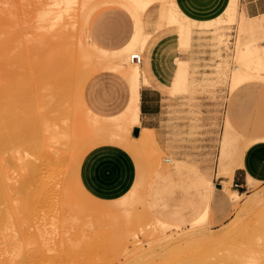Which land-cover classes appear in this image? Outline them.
<instances>
[{"label":"rangeland","instance_id":"rangeland-1","mask_svg":"<svg viewBox=\"0 0 264 264\" xmlns=\"http://www.w3.org/2000/svg\"><path fill=\"white\" fill-rule=\"evenodd\" d=\"M50 1L0 0V32L2 30L4 32L7 24H10V22L15 25L12 26L10 24L12 26L10 27L13 28V33H11L12 30L9 27L10 33L6 32L4 35L2 34L3 32L0 33V83L6 82L4 84L6 85L13 78L11 83L8 84V86H12L13 88L8 87L9 91L5 94H1L0 92L1 95H4L3 97L0 95V108L2 109V111L0 109V117L3 116L4 118L5 116L4 119L1 117L2 125L6 126L5 131H7V128L10 130V128L15 127L22 116L27 121L31 120L28 123L33 125L36 123V120L30 113L35 112L34 115L37 118L38 116L44 117H39V122L37 119L40 133L43 134V129L47 125H51L50 128L49 126L46 128L48 136H51L53 132L55 134L54 137L58 135L57 142H50V146L52 147L50 150L56 148L59 151L61 150V152L63 151L60 158H57L58 160L52 154L53 151H51L45 155L48 162L46 159V161L42 160V158L41 161H37L40 158L35 155V151H33L35 148L29 147L34 152L32 154L31 150H28L29 148L27 149L26 147L29 143H24H27L26 140H21L23 141V145H26H24L26 147V149L24 148L25 151L23 150V145L18 147L17 144V148L15 147L19 141L15 139L13 141L15 148L9 152H7L9 145L2 143V140L0 141V154L2 152V156H0L2 163L0 162V166H2L3 162L4 164L7 162L5 160L7 157L11 158L10 162L9 160L7 162L8 165L3 164L4 168H1L6 174V183L8 182L7 184L11 185L10 181H12L13 184L19 175L22 176L27 172L26 174L30 175L32 181H30L29 185L31 187L28 186V190L34 191L38 195L40 194V198L45 202L40 204V207H37L40 211L38 212L36 209L37 214L32 216L33 220L32 218L31 220L34 223L31 220V223H25V226L17 223L19 227L16 225L14 227L16 230L13 228V231H16H12L13 234H17L18 230L23 229L21 228L22 226H24L25 229L23 231L26 230L25 232H27L26 228L30 227L28 231L30 233L32 231L34 234L32 233V236L29 233V235L34 239L37 237V228L41 227V231L46 230V233L44 232L43 236L41 235L37 238L41 239V237H44L43 239H45L46 237L45 241H49L50 244L56 241L55 235L59 236L61 230L67 231L64 232V240L71 239L70 243L68 241L63 244L64 251H62L64 253L54 249L53 251L56 252H53L55 253L54 256L52 250L51 252L44 250L45 252L42 251L37 255H32L30 264H40L41 260H43L41 264H58L59 262L60 264H241L244 261L243 257L245 253L246 255L248 253L247 251L256 248L259 243H264L262 235H260L264 231V177H262L261 173L253 172L251 175L258 182L248 178V182L244 183L242 187H235L231 182L230 188L242 192L237 208L232 207L226 194V202L229 206L220 204L218 198L222 192L219 190H214L213 197L209 199V202L205 198L208 190V181L213 182L214 189H216V185L222 179V173L226 169L237 165L241 146L244 147L245 136L247 138L254 137L259 133L250 130V127L256 108L259 105L264 107V80L256 81L238 90L234 89L236 90L235 92L228 87L230 69L233 64L237 63L235 60H232L235 38H238L241 43L251 44L255 43V38L258 36L255 32L247 33L239 28L240 24L246 25L250 22V16L245 15L240 19V22L236 20L234 24L227 25V20H224L228 15V6L226 4L223 11L214 18L195 20L184 14L180 10L176 2L177 0H175L178 10L181 11L178 15L182 20L187 21V24L191 28L189 29L190 47L180 49L179 42L182 29L179 25L171 23L172 21L169 22V17L166 18L165 16V10L170 4L172 5V0H158L151 8L149 7L150 9L148 8L149 11L147 9L146 13L141 14L142 35L146 38L143 47L144 51L143 48L141 49L136 46V48L127 54L137 53L141 55L142 61L140 67L143 73L142 64L150 62L151 53L155 52L159 61V68L153 66L155 75L153 81L155 83L157 80L161 81V83L157 84V89L161 94L166 96L162 100V130L156 133L157 151L152 149L151 151L149 149L143 151L131 144V142H134L132 140L134 128L126 134V132L120 133L116 127L118 119L116 115L122 112L128 104L130 96L129 83L109 68L93 71L83 64L87 63L85 62L86 59L80 56L82 53H85L88 41L106 50L123 46L133 30L134 18L131 16V13L126 6L122 5L121 0H95L94 2L87 0V3L83 7L89 8L91 3L92 5L90 6L91 9L89 8L90 10L85 8L86 12L81 10L83 7L80 8L81 6H79L81 5V0H75L74 3H76L77 7L75 4L72 5L73 8L75 6V10L72 9V11L66 14V17L53 20V18L55 19L53 17L55 11H51L53 9H51L52 2ZM47 2L48 5H46ZM234 3L237 13L240 16L244 14V11L240 9L239 0H234ZM47 9H50L49 14L47 13L48 16L42 18L40 13L42 12L41 14L43 15V12ZM5 10L6 12L8 10L9 12L14 11V14L10 13L14 15V18L12 16L8 18L7 15L9 16V14L7 12L6 15ZM77 10L83 11L84 14H80V11L78 12ZM73 17H75V20ZM62 19L66 20V22ZM144 19H149L150 23H145L143 28ZM218 20L220 21L217 22ZM256 20L260 24H264V17L258 16ZM37 25L38 27L40 25L42 27L38 28ZM10 38H14L12 42L9 41ZM60 45L61 47H59ZM11 46L12 51L9 49ZM25 46L27 53L22 51L23 49L25 50ZM74 49L77 50L75 51ZM71 50L74 52L72 53ZM11 52L16 54H11ZM66 53H70L73 56L71 57V55H67ZM11 57H14V64L6 65ZM184 57L188 59L186 62ZM26 60L28 61L26 62ZM70 61L72 62L70 63ZM54 62H58L59 65L61 64L59 71H62V73L67 72L64 73L65 75L59 76L60 78L58 79H55V76L51 74V71L54 70L51 64ZM2 68L7 70L6 73ZM8 68L14 72H10ZM48 70H50V75ZM15 71L17 72L15 73ZM21 72H24V74ZM19 75L20 78L18 77ZM21 75H24V77ZM48 82H51V84ZM18 84L19 87L17 88ZM21 84L24 85L23 90L20 88ZM43 84L45 85L42 88ZM55 86H58L57 90ZM142 86L147 85L144 82H140L138 90ZM244 89L255 92V94L247 96ZM25 92L26 95L24 94ZM11 93L16 96L11 95ZM27 95L28 97H26ZM33 95L35 97H32ZM58 99L57 106L56 101ZM13 100L18 102L14 103ZM21 102L23 105H21ZM38 103L41 105H38ZM25 106L26 108H24ZM85 107L94 114V117H88L87 108ZM5 108L7 111L11 109L9 116H6L7 112ZM17 108L24 109L19 111ZM15 109L18 111H15ZM24 111H29L30 113L26 112V114ZM37 112L39 113L37 114ZM46 112H49L48 115ZM13 113L18 114L19 119L16 115L13 117ZM61 115L63 116L62 118ZM227 116L232 122L233 129L241 137L234 131L226 128L228 126ZM59 118L61 119L59 120ZM64 120L66 121L65 124ZM261 120H264V116H262ZM14 121H17V123ZM2 122H0V126ZM14 123L15 125H12ZM53 123H55V126ZM244 129L249 130L246 131ZM57 130L61 132L59 133ZM62 130H66V132L63 133ZM65 133L67 134L65 135ZM61 134H63V137H60ZM124 136L126 138H123ZM1 145L6 147L3 148ZM98 146L120 147L132 156L135 168L133 183L125 193L116 198L100 199L92 196L80 182V164L86 154ZM258 148H264V142L254 143L244 152L243 160L246 159L247 164L249 163L247 160L248 154ZM17 149L22 150H18L19 152H17L19 156L20 154L22 155L18 157L19 159L21 158L20 161L23 160L21 162L24 165L17 159L18 153L15 152ZM26 150L28 153H26ZM23 152L26 155L28 154L27 157L32 156L24 161L22 159L25 158ZM261 153V155L254 158L252 163H254L256 168H260V171H264V152ZM13 154L15 158L12 156ZM51 154L52 156H49ZM168 156L172 157L174 161V165L170 166L169 169L170 171H174L173 175L172 172L171 174L165 173L170 164L165 162L164 158ZM32 157L33 159L35 157L37 159L35 161L38 163L31 159ZM15 160L18 161L16 162ZM26 160L31 162L27 163ZM157 162L158 164H156ZM26 166L27 168L25 169L24 167ZM7 168L11 170L8 171ZM39 173L42 175H39ZM9 175L12 179H9ZM54 181H56L55 184H58V186L54 184ZM43 183L47 185L44 187ZM36 185L37 187H35ZM253 199H257L258 203L253 202ZM2 205L0 204V210L5 209V204ZM204 207L207 208L204 218L196 222L195 220L199 218V213H201L200 211ZM46 208L47 211H45ZM60 208L61 210H59ZM2 210L1 212H3ZM55 210L58 211L55 218L57 221L56 230L59 227L58 232H55L51 223L53 220L51 217L55 213ZM127 210L130 212L129 217L138 221V226L133 225L128 227L125 225L124 213ZM46 213H50L51 216L47 214V217L44 218ZM234 219L236 222H234ZM39 220L42 221L37 222ZM158 220L165 222L169 227H160ZM230 221L233 224L238 222V225L232 226L233 224ZM227 222L228 225L226 224ZM31 224L32 227L35 224L33 229L30 226ZM198 224H201V226L198 227ZM38 225L40 226L38 227ZM230 227H236L235 230L232 229L234 233H232L233 231H229L231 230ZM49 228L52 229L50 230ZM127 228H130L131 231L135 230L136 232L133 231V234L136 237L129 233L130 229L126 230ZM48 229L51 233H49ZM8 231L10 229L6 232L8 233ZM218 232L219 236L217 235ZM224 232H226L227 238L223 237L221 240L224 242L222 243L220 242V237L224 236ZM221 233L223 234L221 235ZM49 234L52 236L50 235L49 237ZM125 234H129L130 236H127V238ZM199 237L202 240L205 238V240L201 242ZM194 239H198V241L195 240L196 242L193 241V243L191 240ZM206 240L208 242H205ZM215 240L220 244L213 242ZM185 243L190 246L192 243L191 248ZM30 246V248L34 246L36 248V245L34 244L33 246V243ZM262 250H264V247H262ZM32 251L31 253L36 250ZM68 251L72 253L70 254ZM42 253L43 255H40ZM59 254L62 257L61 261ZM72 257L75 259H71ZM47 260L49 261L47 262ZM58 260L59 262H57ZM32 261L33 263H31Z\"/></svg>","mask_w":264,"mask_h":264},{"label":"bare ground","instance_id":"bare-ground-1","mask_svg":"<svg viewBox=\"0 0 264 264\" xmlns=\"http://www.w3.org/2000/svg\"><path fill=\"white\" fill-rule=\"evenodd\" d=\"M39 1V0H38ZM44 1V0H43ZM87 0H81L80 1V3H81V5H79V6H81L80 8H82L83 6H85V4L87 3L86 2ZM91 2H94L95 0H90ZM156 1H158V0H121L120 2L122 3V5H124V6H126V8L129 10V12L131 13V16L134 18V23H135V29H134V33H133V35H132V37H130V40H129V42L127 43V44H125L123 47H121V48H119V49H115V50H106V49H102V48H99V47H97L96 45H94V44H92V43H88V47L87 48H85V53H82L80 56L81 57H83V58H85L86 59V61L85 62H87V63H83L84 65H86V66H88L89 68H91L93 71H95L96 69H102V68H109V69H111V71H113L114 73H116V74H118L119 76H121L122 78H124V79H126L127 80V82L129 83V86H130V96H129V100H128V104H127V106H126V108L122 111V112H120V113H118L116 116H118V119H117V123H116V127L118 128V131L120 132V133H124V132H126V134H128L130 131H131V129L132 128H135L136 126H139L140 125V109H139V102H140V94H139V90H138V84L140 83V82H144L147 86H149V83H148V81H147V79H146V77L144 76V74L142 73V71H141V67H140V63L138 64V63H135V62H132L131 61V55H132V53L131 54H127L128 52H131V50L132 49H134V48H136V46L137 47H139V48H143L144 47V42L146 41V38L142 35V18H141V14L142 13H144L149 7H151ZM229 1L230 0H228V2H227V10H228V15H227V17L226 18H224V20L226 19L227 20V25H232V24H234V22L237 20V22H240V19L242 18V17H244L245 15L247 16V14H246V12L244 11V14H241V16H240V14H238L237 13V10H235V3H234V0H231V2L229 3ZM49 2V1H48ZM48 2L46 3V5H48ZM50 2H52V5H51V3H50V5L53 7H51V9H53V10H51V11H55L53 14L55 15H53V17H55V19L53 18V20H57V19H61V18H63L64 16L66 17V14L67 13H69L70 11H72V9L73 10H75L74 8H75V6L77 7V5H76V3H74L75 2V0H51ZM77 2V1H76ZM96 2H98V1H96ZM100 3V2H99ZM75 4V6H74V8H73V6L72 5H74ZM126 4V5H125ZM45 5V4H44ZM91 5H92V3H91ZM90 5V6H91ZM121 5V4H120ZM78 6V7H79ZM90 6H89V8H90ZM123 6V7H124ZM46 8V7H45ZM50 8V7H49ZM85 8H88V7H85ZM85 8L83 7L81 10H83L84 12H86L85 11ZM88 8V9H89ZM32 9V8H31ZM91 9V8H90ZM89 9V10H90ZM33 10V9H32ZM50 10V9H49ZM49 10L47 9L45 12H43V15L40 13V15L42 16V18H44V16H48V14H49ZM81 10H79L80 11V14H84L83 13V11H81ZM87 10V9H86ZM11 11V10H10ZM38 11V10H37ZM36 11V12H37ZM78 11V10H77ZM78 11V12H79ZM5 12H6V10H5ZM7 12H8V14H9V16L7 15ZM6 12V15H7V17L9 18V17H13L14 18V11H12V12H9V10ZM25 12V11H24ZM33 12V11H32ZM77 12V13H78ZM177 12H178V8H177V6H176V3H175V0H172V5L170 4L169 5V7L165 10V16H166V18L167 17H169L168 19H170V21L169 22H171V23H174V24H176V25H179L180 26V28L182 29V33H181V37H180V42H179V44H180V46H179V48L180 49H187V48H189L190 47V41H189V28L188 27H186L185 26V24H183L182 22H181V20L179 19V17H178V15H177ZM10 13H13L12 15L10 14ZM48 13V14H47ZM75 13V12H74ZM47 14V15H46ZM50 14H52V12H50ZM27 15H29V14H27ZM73 15H75V14H73ZM49 16H51V15H49ZM70 16V15H69ZM258 16H261V17H264V14H260V15H256V16H250L249 17V23L248 24H246V25H239V28H241V29H243V31L244 32H247V33H251V32H255L256 34H258V36L255 38L256 39V41H255V43H251V44H247V43H241L240 42V40L237 38H235V42H234V47H233V54H232V60H235L237 63L236 64H233L232 65V68L230 69V74H229V80H228V87L231 89V90H234V89H237V88H239L240 86H243V85H245V84H248V83H254V82H256V81H259V80H264V24H260V22H258L256 19H257V17ZM29 17H31V16H29ZM36 17H37V15H36ZM39 17V16H38ZM52 17V16H51ZM18 18V17H17ZM32 18H33V15H32ZM40 18V17H39ZM72 18V17H71ZM81 18H82V15H81ZM16 19V18H15ZM49 19V18H48ZM73 19L75 20V17H73ZM10 20V19H9ZM42 20V19H41ZM63 20V19H62ZM61 20V21H62ZM74 20H73V22H74ZM80 20V19H79ZM11 21V20H10ZM9 21V22H10ZM19 21V20H18ZM18 21H16V22H18ZM23 21V20H22ZM31 21H32V19H31ZM44 21V20H43ZM51 21V20H50ZM61 21H59V22H61ZM63 21H65L66 22V20H63ZM14 22V21H13ZM34 22V21H33ZM38 22V21H37ZM57 22V21H56ZM52 23V22H51ZM76 23V22H75ZM81 23V22H80ZM10 24L12 25V26H15V25H13L14 23H12V22H10ZM9 23L7 24V27H6V30L3 32V30H2V32H0V33H2L3 35L4 34H6V32L7 33H10V31H11V33H13V28H11L12 26L10 25ZM53 24V23H52ZM55 24V23H54ZM59 24V23H58ZM82 24H83V22H82ZM11 26V27H10ZM22 26V25H21ZM73 26H75V25H73ZM85 26V25H84ZM8 27H9V29L11 28V30H8ZM37 27H38V25H37ZM42 26L40 25V27H38V28H41ZM70 27V26H69ZM20 28V27H19ZM58 28V27H57ZM75 28V27H74ZM54 29H55V27H54ZM65 29V28H64ZM25 30V29H24ZM70 30V29H69ZM72 30H73V28H72ZM76 30V29H75ZM18 31H20L19 29H18ZM30 31V30H29ZM74 31V30H73ZM33 32V31H32ZM63 32V31H62ZM71 32V31H70ZM14 33H16V32H14ZM22 34H23V32H21ZM51 33V32H50ZM58 35V34H57ZM64 35V34H63ZM36 36V35H35ZM45 36V35H44ZM48 36H50L49 34H48ZM69 37V36H68ZM23 38V37H22ZM27 38V37H26ZM14 38H10L9 39V41L10 42H12V40H13ZM29 39H31V38H29ZM56 39V38H55ZM54 39V40H55ZM21 40V39H20ZM52 40V39H51ZM63 40V39H62ZM70 40V39H69ZM72 40H73V37H72ZM8 41V42H9ZM18 42V41H17ZM22 42H24L23 40H22ZM55 42H57V41H55ZM59 42V41H58ZM25 43V42H24ZM31 43V42H30ZM42 43H44V42H42ZM14 44V43H13ZM16 44V43H15ZM32 44V43H31ZM64 44V43H63ZM11 45V44H10ZM17 45V44H16ZM35 45V44H34ZM62 45V44H61ZM61 45L59 46V47H61ZM20 46H21V44H20ZM33 46V45H32ZM83 46V45H82ZM19 47V46H18ZM37 47H39V46H37ZM22 48V47H21ZM25 48V50L23 49L22 51L23 52H26L27 50V48H26V46L24 47ZM80 48H81V45H80ZM9 49H11V51H12V46L9 48ZM15 49V48H14ZM72 49V48H71ZM18 50H19V48H18ZM75 50V49H74ZM77 50V49H76ZM75 50V51H76ZM16 51V50H15ZM72 51V53L74 52L73 50H71ZM82 51V50H81ZM21 52V51H20ZM69 52V51H68ZM12 53H14V52H11V54ZM19 53V52H18ZM27 53V52H26ZM31 53V52H30ZM33 53V52H32ZM14 54H16V53H14ZM59 54V53H58ZM67 54V53H66ZM69 55H71L70 53H68ZM67 54V55H68ZM135 54V53H134ZM34 55V54H33ZM140 55V54H139ZM13 56V55H12ZM73 55H71V57H72ZM79 56V57H80ZM141 56V55H140ZM188 56V55H187ZM32 57V56H31ZM34 57V56H33ZM58 57H59V55H58ZM57 57V58H58ZM76 57V56H75ZM80 57V58H81ZM14 57H11L10 58V61L8 62V63H6V65L8 64V65H12V63L14 62V59H13ZM18 58V57H17ZM21 58V57H20ZM24 58H25V56H24ZM35 58V57H34ZM66 58V57H65ZM70 58V57H69ZM36 59V58H35ZM67 59V58H66ZM82 59V58H81ZM184 59H185V62L188 60L187 58H185L184 57ZM31 60V59H30ZM32 60H33V58H32ZM68 60V59H67ZM77 60V59H76ZM28 60H26V62H27ZM72 61H73V59H72ZM72 61H70V63L72 62ZM18 62V61H17ZM32 62V61H31ZM46 62V61H45ZM74 62V61H73ZM22 63V62H21ZM34 63V62H33ZM14 64V63H13ZM42 64H43V62H42ZM17 65V64H16ZM25 65H26V63H25ZM50 65V64H49ZM52 65V67H54L53 69L54 70H52L51 71V74L53 75V76H55L54 78L55 79H58V78H60L61 77V75H65L64 73H67V72H64V73H62V71H59V69H60V65H59V63L57 62H54V63H52L51 64ZM50 65V66H51ZM65 65H67L66 63H65ZM76 65V64H75ZM83 65V66H84ZM10 67V66H9ZM13 67V66H12ZM17 67V66H16ZM70 67H71V65H70ZM73 67V66H72ZM82 67V66H81ZM1 68V67H0ZM26 68V67H25ZM33 68V67H32ZM38 68V67H37ZM48 68V67H47ZM84 68V67H83ZM9 69V71H10V68H8ZM17 69H18V67H17ZM16 69V70H17ZM20 69H21V67H20ZM49 69H51V68H49ZM2 70H4L5 71V73H6V71L7 70H5V68H2ZM24 70V69H23ZM22 70V71H23ZM27 70V69H26ZM31 70V69H30ZM35 70V69H34ZM33 70V71H34ZM106 70H108V69H106ZM18 71V70H17ZM17 71H15V73L17 72ZM49 71V75H50V70H48ZM67 71H69V70H67ZM10 72H14V71H10ZM25 73H26V71H24ZM24 72H21V73H23L24 74ZM4 73V74H5ZM8 73V72H7ZM14 73V74H15ZM33 73V72H32ZM31 73V74H32ZM36 73V72H35ZM45 73V72H44ZM47 74V73H46ZM8 75V74H7ZM28 75H30L29 73H28ZM43 75V74H42ZM70 75V74H69ZM21 76H23L24 77V75H21ZM26 76H27V74H26ZM31 76V75H30ZM37 76V75H36ZM40 76H41V73H40ZM52 76V77H53ZM60 76V77H59ZM71 76V75H70ZM70 76H69V78H70ZM0 77H1V75H0ZM7 77V76H6ZM13 77V76H12ZM16 77V76H15ZM19 78H20V75L18 76ZM18 78V79H19ZM22 78V77H21ZM36 78V77H35ZM72 78V77H71ZM13 79V78H12ZM11 79V80H12ZM28 79V78H27ZM37 79V78H36ZM41 79V78H40ZM9 80V79H8ZM7 80V81H8ZM11 80H9V83L8 84H10L11 83ZM39 80V79H38ZM37 80V81H38ZM45 80V79H44ZM21 81V80H20ZM23 81H25V80H23ZM33 81V80H32ZM36 81V82H37ZM47 81V80H46ZM26 82V81H25ZM25 82H23L24 84H26ZM30 82V81H29ZM36 82H34V83H36ZM39 82V81H38ZM83 82V81H82ZM6 83V82H5ZM5 83H0L1 85H0V92H1V94L2 93H7L9 90H8V87H12V86H8V84H6V85H4ZM33 83V82H32ZM49 83V82H48ZM56 83V82H55ZM54 83V84H55ZM4 86H3V85ZM20 84V83H19ZM19 84H18V86H17V88L19 87ZM46 84V83H45ZM45 84H43L42 85V88L44 87V85ZM49 84H51V82L49 83ZM16 85H17V83H16ZM22 85V84H21ZM20 85V88H22L21 90H23L24 89V85H22L21 86ZM26 85H28V84H26ZM31 85V84H30ZM46 85H48V84H46ZM2 86V87H1ZM37 86V85H36ZM30 87V86H29ZM41 87V86H40ZM52 87V86H51ZM56 87V86H55ZM58 87V86H57ZM57 87H56V90H57ZM13 88V87H12ZM14 88H15V86H14ZM17 88H15V89H17ZM19 88V89H20ZM35 88V87H34ZM45 88H47V87H45ZM10 89V88H9ZM31 89V88H30ZM41 89V88H40ZM27 90V89H26ZM50 90V89H49ZM55 90V89H54ZM12 91H14V90H12ZM18 91H20V90H18ZM25 91V90H24ZM28 91V90H27ZM26 91V92H27ZM15 92V91H14ZM23 92V91H22ZM26 92L24 93L25 95H26ZM34 92V91H33ZM38 92V91H37ZM41 92V91H40ZM46 92V91H45ZM58 92V91H57ZM10 93V92H9ZM17 93V92H16ZM59 93V92H58ZM0 94V95H1ZM19 94V93H18ZM39 94V93H38ZM37 94V95H38ZM61 94V93H60ZM11 95H13L12 93H11ZM10 94H9V96H11ZM31 95V94H30ZM35 95V94H34ZM32 96V97H35V96ZM4 95H1V97H3ZM13 96H16V95H13ZM13 96H12V98H13ZM49 96H51V95H49ZM53 96V95H52ZM58 96H59V94H58ZM82 96V95H81ZM26 97H28V95L26 96ZM8 98V97H7ZM11 98V99H12ZM19 98V97H18ZM46 98V97H45ZM49 98V97H48ZM59 98V97H58ZM6 99V98H5ZM11 99H10V101H11ZM20 99V98H19ZM25 99V98H24ZM35 99H37V98H35ZM51 99V98H50ZM60 99V98H59ZM59 99L56 101V103L59 101ZM2 100V99H1ZM8 100V99H7ZM21 100V99H20ZM49 100V99H48ZM5 101V100H4ZM9 101V100H8ZM7 101V102H8ZM14 101V100H13ZM36 101V100H35ZM44 101V100H43ZM47 101V100H46ZM61 101V100H60ZM3 102V101H2ZM1 102V103H2ZM15 102H18V101H14V103ZM23 102V101H22ZM21 102V105H23V103ZM4 103H6V102H4ZM9 103V102H8ZM10 103H13V102H10ZM26 103V102H25ZM47 103H48V101H47ZM55 103V102H54ZM53 103V104H54ZM60 103V102H59ZM27 104V103H26ZM26 104H24V105H26ZM29 104V103H28ZM31 104H32V102H31ZM35 104V103H34ZM12 105V104H11ZM17 105V104H16ZM38 105H41L40 103H38ZM57 106H58V103L56 104ZM84 105V104H83ZM3 106H5V105H3ZM18 106H20V105H18ZM17 106V107H18ZM27 106V105H26ZM26 106L24 107V108H26ZM32 106V105H31ZM52 106V105H51ZM85 106V105H84ZM6 107H7V105H6ZM10 107V106H9ZM12 107V106H11ZM21 107V106H20ZM30 107V106H29ZM54 107V106H53ZM8 108V107H7ZM13 108H14V106H13ZM24 108H21V109H19V108H17V109H19V111H21L22 109H24ZM31 108V107H30ZM34 108H35V106H34ZM57 108V107H56ZM85 108H87V107H85ZM1 109V108H0ZM6 109V108H5ZM4 109V110H5ZM17 109H15V111L17 110ZM29 109V108H28ZM3 110V111H4ZM32 110V109H31ZM38 110V109H37ZM43 110V109H42ZM45 110V109H44ZM54 110V109H53ZM57 110V109H56ZM1 111H2V109H1ZM11 111V109L9 110L8 109V111H7V109H6V116H9V114L11 113L10 112ZM18 111V110H17ZM36 111V110H35ZM39 111V110H38ZM55 111V110H54ZM10 112V113H9ZM13 112V111H12ZM25 112V111H24ZM26 112H29V111H26ZM25 112V113H26ZM41 112V111H40ZM1 113V112H0ZM4 113V112H3ZM30 113V112H29ZM33 113V114H32ZM34 113L35 112H31L30 114L31 115H33L34 117V119L36 120V123L35 124H33V125H31L30 123H28V122H30L31 120H29V121H27L26 119H25V117L24 116H22V117H20L21 119H20V121H18V123H17V121L15 122V123H17L16 125H15V123L14 124H12V125H15V127H12V128H10V130L7 128V131H5V128H6V126L4 127V125H2L3 124V122H2V118H3V116H1L0 117V122H2L1 123V126H2V128H0V141L2 142V143H4V144H6V145H9V147L7 148V152H9L10 150H13V148H17V144H18V147H21L22 145H23V141H21V140H26L27 141V143L26 142H24L25 144H28L29 143V145L28 146H26L25 144V146L27 147V149L29 148V147H34L35 148V150H33V151H35V155L38 157V158H40V159H35V157H34V159H33V157L31 158V159H33L34 161L35 160H37V161H41V158H42V160H47V158H45V155L47 154V152L49 153V152H51V151H53L52 152V154L54 155V157H56V159L58 158H60V155H61V153L63 152H61V150L59 151L58 149H56V148H53V149H51L50 150V148H52L51 146H50V142H57V137H58V135H56V137H54V132H53V136L51 135V136H48V134H47V129L46 128H48V126L49 125H47V127H45L44 129H43V134H41L40 133V129H39V125L37 124V119L40 117V116H38V118L36 117V115H34ZM39 112H37V114H38ZM47 113V112H46ZM49 113V112H48ZM48 113H47V115H48ZM87 115H88V117H92L94 114L87 108ZM5 114V113H4ZM27 114V113H26ZM1 115H3V114H1ZM12 115V114H11ZM14 115H16V113L14 114L13 113V117H15ZM18 115V114H17ZM16 115V117H18ZM29 115V114H28ZM44 115V114H43ZM59 115H60V113H59ZM20 116V115H19ZM42 116V115H41ZM63 116L61 115V118H62ZM94 117V116H93ZM4 118H5V116H4ZM3 118V119H4ZM6 118H8V117H6ZM26 118H28V117H26ZM40 118H44V117H40ZM45 118H47V117H45ZM61 118H59V120L61 119ZM10 119H11V117H10ZM18 119H19V117H18ZM8 120V119H7ZM7 120H6V122H7ZM42 120V119H41ZM9 121V120H8ZM40 120L38 119V122H39ZM44 121V120H43ZM5 121H4V123H6ZM12 122V121H11ZM42 122V121H41ZM48 122V121H47ZM65 120H64V124H65ZM68 122V121H67ZM227 122H228V120H227ZM8 123V122H7ZM7 123H6V125H7ZM32 123V122H31ZM45 123V122H44ZM9 124V123H8ZM47 124V123H46ZM54 124V126H55V123H53ZM228 124H229V122H228ZM37 127H36V126ZM67 125H68V123H67ZM67 125H65V126H67ZM0 126V127H1ZM8 126H10V125H8ZM7 126V127H8ZM44 126V125H43ZM51 126V125H50ZM50 126H49V128H50ZM58 126V125H57ZM11 127V126H10ZM52 128V127H51ZM57 128V127H56ZM60 129V128H59ZM52 130V129H51ZM51 130H49V131H51ZM59 133L61 132L60 130H57ZM52 132V131H51ZM62 132L64 133V132H66V130L65 131H63L62 130ZM139 134L137 135V136H133L132 137V140H134V142H131V144L132 145H134V147H136V148H138V149H141V150H145V149H149L150 151H151V149L152 150H155V151H157V148H158V143H157V140H156V138H155V133H154V130L153 129H150V128H146V127H142L141 129H140V132H138ZM57 134V133H56ZM67 133H65V135H66ZM60 137H63V134H61V136ZM2 138V139H1ZM123 138H126V136H124ZM15 139H17V140H19L17 143H16V145H15V143L13 142V141H15ZM59 139V138H58ZM256 140L258 141V140H264V137H259V138H257V137H255V138H245L244 139V149H246V148H248L252 143H254V142H256ZM1 143V144H2ZM15 145V147H14V145ZM24 145H23V150H24V148L26 149V147H24ZM1 146H3V145H1ZM4 147H6V146H3V148ZM6 149V148H5ZM19 149H21V148H19ZM19 149H17L15 152L16 153H18L19 151H22V150H19ZM32 149V148H31ZM30 148L28 149V150H31ZM2 150V149H1ZM19 150V151H18ZM148 150V151H149ZM18 151V152H17ZM25 151V150H24ZM32 150H31V152H32V154H34V152H33ZM148 151H146V152H148ZM4 152V151H3ZM22 153V152H21ZM24 154H25V152H23ZM26 153H28L27 152V150H26ZM1 154H2V152H1ZM0 154V156H2ZM52 154L51 155H49V156H52ZM149 154V153H148ZM4 155H7V154H4ZM16 155V154H15ZM28 155V154H27ZM27 155L25 154V158H22V159H24V161H25V159H27V158H30L31 156H28L27 157ZM10 156V155H9ZM12 156H14V154L12 155ZM19 156V153H18V155H17V157ZM20 156H22L21 154H20ZM19 156V157H20ZM34 156V155H33ZM151 156V155H150ZM149 156V157H150ZM4 158H5V156H3ZM19 157L17 158L19 161H20V159H19ZM47 157V156H46ZM13 158V157H12ZM14 158H15V156H14ZM50 158V157H49ZM154 158V157H153ZM1 159V158H0ZM3 159V158H2ZM11 159V158H10ZM10 159H9V157H7L5 160H7V162H8V160H9V162H10ZM53 159V158H52ZM57 159V160H58ZM156 159V158H155ZM155 159H153V160H155ZM17 160V161H18ZM45 160V161H46ZM49 160H51V159H49ZM55 160V159H54ZM3 161V160H2ZM16 161V160H15ZM16 161V162H17ZM21 161H23V160H21ZM20 161V162H21ZM33 161V162H34ZM37 161H35V162H37ZM157 161V160H156ZM164 161L165 162H168L170 165H169V168H167L166 169V171H165V173H167V174H171V172H172V175L174 174V171H170L169 169H170V166H173L174 165V161H173V159H172V157H170V156H168V157H165L164 158ZM0 162H1V160H0ZM7 162H5V164L6 165H8V163ZM14 162V161H13ZM26 162L28 163L29 161H27L26 160ZM25 162V163H26ZM31 162V161H30ZM29 162V163H30ZM47 162H48V160H47ZM46 162V163H47ZM51 162V161H50ZM2 163V162H1ZM38 163V162H37ZM153 163V162H152ZM3 164H4V162H3ZM3 164H1L2 166H0V204L2 205V204H5V209L3 208V212H1V210H0V239L2 238V240H0V264H30V259H31V257H32V255L34 256V255H37V254H39L40 252H42V251H44V250H46V252L49 250L50 252H51V250H52V253L53 252H55V251H53L54 249L56 250L57 249V251L58 250H60L62 253H64L63 251H64V246H63V244H65L66 242H68L69 241V243H70V240L71 239H67V241L66 240H64V232H67V231H63V230H61L60 231V233H59V236H57V235H55V233H54V235L56 236V241L54 242V243H52V244H50L49 243V241H45V239H46V237H45V239H43L42 237H41V239L39 238H37L38 236L40 237L44 232L46 233V230L45 231H41V227L40 228H37V231H36V235H37V237L36 238H32V236H33V232L31 231V233L28 231V228H30V227H28V228H26L27 229V232H25V231H23L25 228H24V226H25V223H31L30 222V220H31V218H32V216H34L35 214H37L36 213V209H37V207L40 205V204H42V203H45L44 201H43V199L42 198H40V194L38 195L36 192H34V191H30V190H28V186H30L29 184H30V181H31V177H30V175L28 176L26 173L27 172H25L22 176H20L19 174V177L17 178V180H16V182H14L13 184H12V181H10V184L11 185H9V184H7L6 183V181H5V178H6V174L4 173V170L3 169H1V168H4V165ZM14 164V163H13ZM21 164H23L22 162H21ZM43 164V163H42ZM156 164H158V162L156 163ZM24 165V164H23ZM41 165V164H40ZM10 166H12V165H10ZM27 166H31V165H27ZM27 166L26 167H24L25 169L27 168ZM44 166V165H43ZM14 167V166H13ZM11 169H13L12 167H10ZM6 169V168H5ZM10 169V170H11ZM32 169V168H31ZM44 169H46V168H44ZM7 170L8 171H10L8 168H7ZM18 170H20V169H18ZM18 170H15V171H18ZM35 170H36V168H35ZM21 171V170H20ZM26 171V170H25ZM32 171H33V169H32ZM45 171V170H44ZM6 172V171H5ZM14 172V171H13ZM24 172V171H23ZM22 172V173H23ZM35 172V171H34ZM41 172H42V170H41ZM36 173V172H35ZM35 173H34V175H35ZM44 173V172H43ZM46 173V172H45ZM5 174V175H4ZM14 174V173H13ZM17 174V173H16ZM37 174V173H36ZM41 173H39V175H40ZM17 175V176H18ZM42 175V174H41ZM11 176H13L12 174H11ZM14 176H15V174H14ZM44 176V175H43ZM222 179H221V185H222V188L223 189H225L226 191H227V193H228V195H229V198L231 199V201H232V207L233 208H237L238 207V201H239V199H240V196H241V193H239V192H236V191H231L230 190V188H229V182H230V180H231V177H232V173L231 172H225V173H223L222 175ZM39 177V176H38ZM50 177V176H49ZM54 177V176H53ZM11 177H10V175H9V179H10ZM12 179V178H11ZM14 179H15V177H14ZM53 179H55V178H53ZM57 179H59L58 177H57ZM35 180V179H34ZM45 180V179H44ZM43 181V180H42ZM32 182V181H31ZM43 182H45V181H43ZM206 182V181H205ZM56 183V181H54V184ZM36 184V183H35ZM50 185H51V183H49ZM43 185H44V187L47 185H45V183H43ZM56 185V184H55ZM56 186H58V184L56 185ZM217 186V188H220V186H219V184H217L216 185ZM31 187V186H30ZM33 187V186H32ZM35 187H37V185L35 186ZM48 187V186H47ZM212 187H213V182H211L210 180L208 181V190H207V194H206V198H205V200H208V202H209V199H210V196H211V191H212ZM52 188V187H51ZM30 189V188H29ZM37 189V188H36ZM58 190H59V188H57ZM31 190H33V189H31ZM36 191V190H35ZM41 193V192H40ZM43 193V192H42ZM42 199V200H41ZM45 199V198H44ZM48 201V200H47ZM253 202H256V203H258L257 201V199H253L252 200ZM206 203H207V201H206ZM47 204V203H46ZM50 204V203H49ZM52 204V203H51ZM60 204H61V202H60ZM208 204V203H207ZM3 206V205H2ZM50 206V205H49ZM51 206H53V205H51ZM55 206V205H54ZM1 207V206H0ZM40 207V206H39ZM45 207V206H44ZM61 207H62V204H61ZM207 207H208V205H207ZM41 208H43L42 206H41ZM48 208V207H47ZM47 208H46V210L45 211H47ZM206 207H204L203 208V210L202 211H200L201 213H199V218H197V220H195L196 222H198V220L200 221V220H202L203 218H204V216H205V213H206ZM38 210V209H37ZM43 210H44V208H43ZM58 210V209H57ZM57 210H55V213L53 214L52 212V219H50V220H52V228H54V230H55V232H58L59 231V227H58V230H56V227H57V221H56V216H57ZM59 210H61V208L59 209ZM235 210V209H234ZM40 211V209L38 210V212ZM48 212H49V210H48ZM209 212V211H208ZM40 213H42V212H40ZM129 211L127 210L125 213H124V223H125V225L126 226H133V225H136V226H138L137 225V223H138V221L137 220H133L132 218H130L129 217ZM44 214V213H43ZM47 214L48 213H46V216L44 215V218L45 217H47ZM50 214V213H49ZM48 214V215H49ZM40 215V214H39ZM50 216H51V214H50ZM209 216V215H208ZM207 216V217H208ZM37 217V216H36ZM39 217V216H38ZM198 217V216H197ZM50 218V217H49ZM35 219V218H34ZM37 219V218H36ZM43 219V218H42ZM195 219V218H194ZM207 219V218H206ZM237 219V218H236ZM32 220H33V218H32ZM31 220V221H32ZM49 220V219H48ZM47 220V221H48ZM64 220V219H63ZM238 220V219H237ZM40 221H42V220H39V221H37V222H40ZM60 221H61V218H60ZM45 222H46V219H45ZM193 222V221H192ZM191 222V223H192ZM234 222H236V220L234 219ZM17 223H20L19 225H21V224H23L24 226H22L21 228H23V229H21V230H18L17 231V234H13V232H16V231H13L14 229L16 230V228H14V227H16V225H17ZM32 223H34V221H32ZM48 223V222H47ZM59 223V222H58ZM200 223V222H199ZM230 223H231V221H230ZM169 224V223H168ZM193 224V223H192ZM227 225H228V222L226 223ZM231 224H233V223H231ZM230 224V225H231ZM236 224V225H235ZM35 225V224H34ZM34 225H33V227H34ZM49 225H51V224H49ZM53 225H54V227H53ZM158 225L160 226V227H162V228H165V227H169V225H166V223L165 222H163V221H160V220H158ZM194 225V224H193ZM237 226L238 225V222L237 223H234L232 226ZM2 226H4V227H2ZM31 227H32V224L30 225ZM40 225H38V227H39ZM44 226H45V224H44ZM43 226V227H44ZM59 226V225H58ZM192 226V225H191ZM196 226V225H195ZM194 226V227H195ZM199 226H201V224L199 225L198 224V227ZM2 227V228H1ZM17 227H19L18 225H17ZM33 227H32V229H33ZM42 227V228H43ZM49 227V226H48ZM193 227V226H192ZM223 227V226H222ZM221 227V228H222ZM14 228V229H13ZM46 228V227H45ZM44 228V229H45ZM51 228V229H52ZM142 228V227H141ZM141 228H139V229H141ZM227 228H229V227H227ZM231 228V230H229V229H226V230H229V231H233V230H235L236 229V227L235 228H232V227H230ZM8 229H10V231H8V233L6 232ZM18 229V228H17ZM43 229V230H44ZM47 229V228H46ZM50 229V228H49ZM48 229V230H49ZM50 229V230H51ZM130 228H127L126 230H129ZM218 229V228H217ZM233 229V230H232ZM34 230H35V228H34ZM47 230V231H48ZM49 230V233H51V231ZM126 230H125V232H126ZM13 231V232H12ZM133 231H135V230H133ZM133 231H131V229H130V232L129 233H131V234H133L134 232ZM223 231V230H222ZM221 231V232H222ZM5 232V233H4ZM124 232V233H125ZM136 232V231H135ZM29 233L30 234H32V236L31 235H29ZM225 234H224V236L222 235L223 233H221V237H220V242H224V241H222L221 239H223V237H226V232H224ZM227 233H231V232H227ZM232 233H234V231L232 232ZM50 235L51 234H49V237H50ZM210 235V234H209ZM218 236H219V232H218V234H217ZM260 235H262V241H264V231H262V234H260ZM2 236V237H1ZM43 236V235H42ZM52 236V235H51ZM54 236V237H55ZM127 236H130L129 234H125V237H127ZM133 236H135L134 234H133ZM211 236V235H210ZM209 236V237H210ZM35 237V236H34ZM57 237H58V239H57ZM136 237V236H135ZM214 237V236H213ZM128 238V237H127ZM200 238V240H201V242L202 241H204L205 240V238H204V240H202L201 239V237H199ZM227 238V237H226ZM130 239V238H129ZM211 240H213L212 238H210ZM50 240V239H49ZM75 240V239H74ZM196 239H194V240H191L192 242L193 241H195ZM208 240V239H207ZM205 241V242H208V241ZM51 241H53L52 239H51ZM190 241V242H191ZM196 241H198V239L196 240ZM195 241V242H196ZM64 242V243H63ZM211 242V241H210ZM213 242H216V240L215 241H213ZM32 243H33V246H34V244L36 245V248H35V246L33 247V248H30L31 246L30 245H32ZM55 243H56V245H55ZM194 243V242H193ZM217 244L219 243V242H216ZM221 243V244H222ZM185 244H187V243H185ZM203 244V243H202ZM220 244V243H219ZM210 245H212V244H210ZM185 247H186V245H184ZM187 246L188 247H190L191 248V246H192V243H191V246L190 245H188L187 244ZM262 247H264V243H259L258 245H257V247L256 248H253V249H251V250H249V251H247L248 253H247V255H246V253H245V255H244V261H242V263L241 264H262V262H264V250H262ZM29 248H30V250L32 251H34V249L36 250L35 252H33V253H31V251L29 250ZM177 248V247H176ZM176 248H175V250H176ZM198 248V247H197ZM205 248V247H204ZM192 249H193V247H192ZM249 249V248H248ZM63 250V251H62ZM45 252V251H44ZM49 252V253H50ZM61 252H59V253H61ZM69 253H70V251H68ZM49 253H47V254H49ZM56 253V252H55ZM55 253H53L54 254V256H55ZM72 253V252H71ZM70 253V254H71ZM52 254V255H53ZM68 254V253H67ZM69 254V255H70ZM242 254V253H241ZM40 255H43V253L42 254H40ZM61 255H63V254H61ZM66 255V254H65ZM73 255V254H72ZM75 255H76V253H75ZM71 256V255H70ZM38 257H40V256H38ZM38 257H37V259H38ZM44 257V256H43ZM50 257V256H49ZM59 257H60V261H61V256H60V254H59ZM67 257H69V256H67ZM76 257V256H75ZM48 258V257H47ZM52 258H54V257H52ZM243 258H242V260H243ZM33 259H34V257H33ZM58 259V258H57ZM71 259H75V258H71ZM70 259V260H71ZM202 259V258H201ZM36 260V259H35ZM40 260V259H39ZM50 260H51V258H50ZM54 260H55V258H54ZM42 262H43V260H41ZM49 260H47V262H48ZM72 261V260H71ZM197 261V260H196ZM41 262V263H42ZM51 262V261H50ZM52 262H55V261H52ZM57 262H59V260L57 261ZM187 262H188V260H187ZM201 262H202V260H201ZM31 263H33V261L31 262ZM40 263V264H41ZM45 263H46V261H45ZM33 264H36V263H33ZM51 264V263H50ZM58 264H60V262L58 263ZM239 264V263H238Z\"/></svg>","mask_w":264,"mask_h":264},{"label":"crops","instance_id":"crops-1","mask_svg":"<svg viewBox=\"0 0 264 264\" xmlns=\"http://www.w3.org/2000/svg\"><path fill=\"white\" fill-rule=\"evenodd\" d=\"M176 2L180 10H182V12L186 14L188 17L195 20H209L211 18H214L223 11L228 0H177ZM239 5H240V9L245 11L248 16H256V15L264 14V0H239ZM149 9L147 11H149ZM179 12L181 11L178 10L177 15L179 14ZM178 17L181 20V22L185 24L186 27L191 29L187 24V21L182 20L179 15ZM219 21L220 20H218L217 22ZM145 23L149 24L150 20L149 19L143 20V28ZM134 29H135V23L133 25V30L131 32V35L129 36L127 41L123 44V46L129 42L130 37H132L134 33ZM88 43H92V42L88 41ZM151 54L152 56L150 62H145L142 64L144 69L143 74L146 77L149 86H142L141 89L139 90L140 125L136 126L135 128H137L138 132H140V129L142 127L153 129L156 138L157 135L156 133L162 130V100L163 98H166V96L161 94V92L157 89L158 88L157 84L161 83V81L157 80L158 82L156 81V83L153 81V77L155 76L153 71V66L155 68H159V61L154 51ZM249 84L252 83H248L243 86ZM243 86H240L239 88ZM239 88H237L236 90H238ZM236 90H234L233 92H235ZM244 90L246 91L247 96L255 94V92L249 91L247 89ZM259 106L255 110L254 118L251 122V127H250L251 128L250 130L259 133H257L258 134L257 136L249 137V138L264 136V125H262V123H264V120L260 121L262 116H264V107H262V105ZM227 120L229 124L228 126H226V128L228 130L234 131L238 136H240V134L233 129L232 122L229 117L227 118ZM245 138L247 137L245 136ZM257 142H264V140H258L254 143ZM248 148L244 149V147L241 146L237 165L235 167L228 168L223 172V173L225 172L232 173L229 186L232 182L233 186L242 187L244 183L248 182V178H251L255 182H258L254 177H252L251 173L253 172L261 173L262 177H264V171H260V168L258 167L256 168L254 163H252L255 157L261 155L262 154L261 152H264V148H258L250 152L247 158L249 163L247 164L246 159L243 160V154ZM255 170H258L260 172ZM134 177H135V168H134V162L132 156L126 150L116 146L95 147L86 154L79 168V179L85 190L92 196H95L100 199H112L122 195L132 185ZM219 186L220 188L214 189V184H213L210 199L213 197L214 190H219L222 192V194L218 198V202L222 205L229 206L228 203L226 202V196H227L228 201L232 205V201L229 198L227 191L222 188L221 182L219 183ZM230 190L242 193L241 191H238L233 188H230Z\"/></svg>","mask_w":264,"mask_h":264},{"label":"built area","instance_id":"built-area-1","mask_svg":"<svg viewBox=\"0 0 264 264\" xmlns=\"http://www.w3.org/2000/svg\"><path fill=\"white\" fill-rule=\"evenodd\" d=\"M131 61L139 64L141 63L142 58L139 54L135 53L131 55Z\"/></svg>","mask_w":264,"mask_h":264},{"label":"water","instance_id":"water-1","mask_svg":"<svg viewBox=\"0 0 264 264\" xmlns=\"http://www.w3.org/2000/svg\"><path fill=\"white\" fill-rule=\"evenodd\" d=\"M137 134H138V130H137V128H134L132 131V135L137 136Z\"/></svg>","mask_w":264,"mask_h":264}]
</instances>
